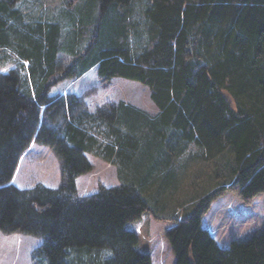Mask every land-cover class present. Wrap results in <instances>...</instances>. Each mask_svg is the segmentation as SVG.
<instances>
[{"label":"trees","instance_id":"1","mask_svg":"<svg viewBox=\"0 0 264 264\" xmlns=\"http://www.w3.org/2000/svg\"><path fill=\"white\" fill-rule=\"evenodd\" d=\"M92 6L63 65L60 21L0 0V66L16 64L0 71V230L42 237L33 264H152L151 216L170 223L173 264H264V223L226 247L202 225L225 193L249 203L264 192V0ZM93 66L147 85L158 109L90 111L74 93L49 94ZM31 141L59 159L57 187L11 183ZM88 155L112 164L117 183L79 194Z\"/></svg>","mask_w":264,"mask_h":264},{"label":"rangeland","instance_id":"2","mask_svg":"<svg viewBox=\"0 0 264 264\" xmlns=\"http://www.w3.org/2000/svg\"><path fill=\"white\" fill-rule=\"evenodd\" d=\"M93 0H18V6L28 18L50 17L60 21L59 60L63 65L69 62L71 30L82 25L90 15ZM93 7V6H92ZM89 13V15H88ZM52 17V18H51ZM44 19V18H43ZM73 22V23H72ZM76 29V28H74ZM67 51V50H66ZM16 65L7 63L0 71ZM26 67H21L24 71ZM74 93L80 96L90 111H96L106 103L124 100L149 113L158 109L150 98L147 85L140 81L121 76L103 79L98 76L96 67L89 68L80 76H65L51 85L49 94ZM93 167L90 171L76 177L79 194L91 193L101 185L117 183L115 167L100 158L89 156ZM60 162L48 145L31 141L21 154L11 183L29 188L36 184L57 187L60 183ZM264 223V192L255 196L249 203H243L235 193H225L211 203L202 219L206 228L221 247H226L233 238L243 236L247 231ZM170 223L149 218V245L152 264H173V256L164 237ZM42 237L20 232L5 233L0 230V264H33V251L41 244Z\"/></svg>","mask_w":264,"mask_h":264},{"label":"crops","instance_id":"3","mask_svg":"<svg viewBox=\"0 0 264 264\" xmlns=\"http://www.w3.org/2000/svg\"><path fill=\"white\" fill-rule=\"evenodd\" d=\"M95 158H98V157H95ZM103 162H105V161H103ZM92 164H93V162H92ZM204 217V216H203ZM211 234V233H210Z\"/></svg>","mask_w":264,"mask_h":264}]
</instances>
